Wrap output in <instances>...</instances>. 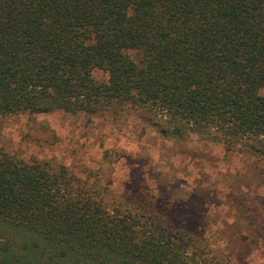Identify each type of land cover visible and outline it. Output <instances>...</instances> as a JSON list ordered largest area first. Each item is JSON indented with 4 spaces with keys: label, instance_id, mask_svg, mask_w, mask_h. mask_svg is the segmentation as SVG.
I'll return each mask as SVG.
<instances>
[{
    "label": "trees",
    "instance_id": "1",
    "mask_svg": "<svg viewBox=\"0 0 264 264\" xmlns=\"http://www.w3.org/2000/svg\"><path fill=\"white\" fill-rule=\"evenodd\" d=\"M129 108L264 166V0H0V116ZM89 171L0 147V264H233Z\"/></svg>",
    "mask_w": 264,
    "mask_h": 264
},
{
    "label": "rangeland",
    "instance_id": "2",
    "mask_svg": "<svg viewBox=\"0 0 264 264\" xmlns=\"http://www.w3.org/2000/svg\"><path fill=\"white\" fill-rule=\"evenodd\" d=\"M0 147L81 176L96 171L112 193L154 201L233 264H264V166L249 152L193 134L163 138L130 108L0 116Z\"/></svg>",
    "mask_w": 264,
    "mask_h": 264
}]
</instances>
